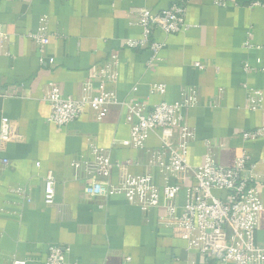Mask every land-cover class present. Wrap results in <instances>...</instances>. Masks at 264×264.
Masks as SVG:
<instances>
[{
    "label": "crops",
    "instance_id": "obj_1",
    "mask_svg": "<svg viewBox=\"0 0 264 264\" xmlns=\"http://www.w3.org/2000/svg\"><path fill=\"white\" fill-rule=\"evenodd\" d=\"M227 1L218 6L215 0H0V25L10 37L0 47V94L7 96L0 98V132L2 120L9 123L8 139L0 142V264H47L52 245L64 250L68 264H215L174 236L161 221L163 207L145 213L122 197L87 199L88 174L72 165L89 157L94 141L115 166L113 185L150 174L162 187L166 171L148 166L163 147L162 133H149L145 149L130 148L131 125L122 103L174 104L184 90L195 89L197 105L183 112L184 125L195 135L189 166L205 163L207 144L219 166L232 167L245 155L255 166L264 203V136L242 137L264 127V0ZM176 3H185L190 27L175 35L155 31L153 40L164 48L160 61L149 65L147 48L125 43L142 38L141 9L158 14ZM43 27L50 36L46 55L56 61L52 67L40 64L28 37ZM114 59L117 82L103 87L116 93L119 104L109 107L102 122L89 109L68 127L48 122L45 99L53 87L64 98H80L85 85L94 95L102 87L95 69ZM159 85L165 93L152 95ZM249 89L263 93L261 110L248 109ZM49 173L57 182L52 207L44 204ZM194 186L190 172L177 198L179 215ZM214 195L225 198L222 192ZM256 242L264 247V215Z\"/></svg>",
    "mask_w": 264,
    "mask_h": 264
},
{
    "label": "built area",
    "instance_id": "obj_2",
    "mask_svg": "<svg viewBox=\"0 0 264 264\" xmlns=\"http://www.w3.org/2000/svg\"><path fill=\"white\" fill-rule=\"evenodd\" d=\"M28 1V0H16ZM227 0H215L218 6L228 4ZM256 5H260L257 3ZM187 9L185 3H176L168 10L155 14L148 9H141L138 26L142 29V38L125 43L130 49L147 48L152 53L149 65L160 61L164 45L153 40V34L159 30L166 35H175L187 30ZM35 44L41 65L54 66L56 61L46 55L50 36L43 27L40 32L28 36ZM9 34L0 25V47L9 41ZM249 46V43L246 44ZM117 62L95 69L102 83L100 91L94 95L88 85L82 89L78 99L64 98L59 87H53L45 99L50 105L48 122L60 127H68L76 122L86 109L102 122L109 112V107L119 104L116 93L107 91L105 83L117 82ZM197 69L203 70L201 63ZM246 71H251L247 66ZM137 88H134V92ZM248 109H262L263 93L248 90ZM150 93L164 94L162 85L151 88ZM7 97L5 93L0 98ZM195 89L182 92L181 101L169 104L162 102L152 107L137 103L134 99L122 106L127 111V121L131 125V138L127 145L135 150L146 147L149 133H162L163 147L154 153L149 167H159L166 171L162 187L153 183L150 174L130 176L119 186L110 181L114 165L108 151L91 141L89 157L76 162L73 168H83L88 174L89 183L84 189L87 199H101L106 202L113 197H122L130 205L142 212L163 207L166 216L161 219L174 236L186 241L187 250L199 253L205 260L215 264H264V247L256 242V233L261 229V217L264 215L259 185L254 173L255 166L250 158L242 156L232 167L215 164L210 145L207 144L205 163L198 168H191L187 161L188 148L194 140V132L184 125L183 112L197 105ZM135 120V122H133ZM8 121L2 120L0 142L8 139ZM264 136V127L253 133H243L245 139H258ZM7 164V161H3ZM192 173L196 186L187 189L186 203L182 213L178 214L177 198L185 188V178ZM174 180V184L169 182ZM56 179L49 173L44 179V204L52 207L56 203ZM222 192L225 198H217L214 192ZM131 259L128 258L127 261ZM13 264H25L15 261ZM47 264H68L64 250L57 245L49 246Z\"/></svg>",
    "mask_w": 264,
    "mask_h": 264
}]
</instances>
